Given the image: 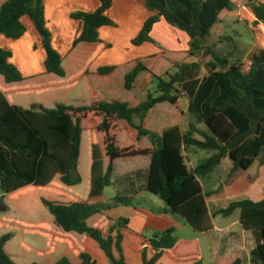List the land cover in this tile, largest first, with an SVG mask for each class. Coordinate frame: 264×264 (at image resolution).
<instances>
[{
  "label": "trees",
  "instance_id": "1",
  "mask_svg": "<svg viewBox=\"0 0 264 264\" xmlns=\"http://www.w3.org/2000/svg\"><path fill=\"white\" fill-rule=\"evenodd\" d=\"M144 1L153 14L132 43L152 41L154 25L164 19L190 37V50L92 73L91 62L111 46L99 29L113 25L107 13L113 0L72 14L83 26L65 56L52 44L45 0H0V35L21 38L28 17L46 52L45 71L24 76L11 61L13 52L0 47V199L6 205H0V264H204L199 242L179 239L174 227L147 237L132 230L129 219L106 212L131 205V197L116 196L110 205L88 202L111 185L114 161L138 157L150 159L146 190L194 229L210 232L213 217L240 210L242 228L257 243L251 263L264 264V199L234 200L211 213L199 180L226 157L234 162L232 176L263 156L264 50L245 72L242 62L231 64L207 46L213 26L235 9L233 0ZM247 1L255 23L264 24V3ZM200 52L216 62L205 65V77L203 64L189 61ZM144 71L157 80V94L142 101L134 85ZM183 92L191 99L189 112L209 133L193 123L181 131L176 105ZM120 126L133 143L120 144ZM189 146L213 153L191 169L184 155ZM216 259L244 264L241 252Z\"/></svg>",
  "mask_w": 264,
  "mask_h": 264
},
{
  "label": "crops",
  "instance_id": "2",
  "mask_svg": "<svg viewBox=\"0 0 264 264\" xmlns=\"http://www.w3.org/2000/svg\"><path fill=\"white\" fill-rule=\"evenodd\" d=\"M121 1L122 0H113L111 7L107 11L108 15L111 18H114V20L117 22L118 27L113 28L112 26H103L99 29L100 38L104 42L111 44V46L102 50V52L97 56V58H95L93 62H91L89 66V70L92 73H95L101 67L125 66L128 63L138 58H145L154 54H162L164 52H186L190 50V37L184 31L171 26L164 19H161L154 25L151 31L152 41L144 42L141 45H133L132 40L135 37H137L145 21L153 13L147 9L144 0H124V3H122L124 4L123 9L121 12L117 14L116 9L121 3ZM259 1L264 3V0H259ZM44 3H45V14H46V19L48 21V27L50 26L51 22H53V24H55L58 29L56 30L54 28V30H52L53 32L52 44L63 56H65L69 52V50L72 47L73 41L82 31V26H83L82 21L72 18V14L79 11H85V12L95 11L101 6V0H45ZM234 5H235V9L230 13L229 16L234 15L235 22L246 23V19L249 21L251 20L253 21L254 18L256 21V16L252 10V7L248 4L247 0H234ZM116 14L119 16H116ZM229 16L227 18H229ZM24 18L22 19V21L25 24L26 21ZM224 21H220V22H224ZM257 27L262 30L263 41L261 42V44L255 43L254 45H252V47L246 52L245 56L240 61L243 64L245 63V59L250 52H252L255 49L257 51L260 49L264 50V24L261 23ZM27 35H28V30L26 34H24L19 39L7 38L6 36L1 34L0 47L4 48L3 46H5V48L8 49L9 47L15 44V41L13 40H17L18 43H22V45H24L28 49L29 54L31 48L32 57L27 62L29 72H26L25 75L26 76L39 75L45 71L44 62L46 59V52L39 35H37L34 39L27 38ZM214 35L216 42L213 41L212 48H214L213 51L215 52L216 50L215 46L221 48V46L219 45L223 44L224 41H227L228 36L218 35V34H214ZM202 54L203 53L200 52L197 56L189 59V61H200L201 63H203L204 59L201 58ZM13 58H14V54L11 59L12 62L14 61ZM215 63L216 62L214 61V59H212L210 56H208L207 59H205L203 65L204 67H203L202 77H205L210 74V71L205 67V65L210 64L211 66H215ZM250 67H251V62L249 66H245L244 64V71L248 72L250 70ZM246 68L247 71L245 70ZM220 69L221 68L219 67L217 68V70ZM141 76H143L142 73L138 76L135 82L134 93L138 96V98H139V94L143 93L146 99L149 93L156 95L157 93L154 89H149V83L154 82L151 74L149 73L148 75L149 77L147 75H144L143 76L144 79ZM138 81H140V84L136 92L135 89ZM140 100L144 101L143 99ZM190 105H191V99L187 96L185 92H183L180 101L176 105L178 108L182 110V115L180 116L179 119V126L181 131L183 133H186L190 129V125L193 123L197 126V128L201 132L209 133L205 124L197 122L195 116L189 112ZM185 119H187L186 127L183 126L185 124ZM197 136L199 137V135ZM203 151L205 150L199 149L195 146H189L185 148L184 155L186 156L188 166L191 169H195L201 162L204 161L202 160L203 157H205L204 154H202ZM209 153H210L209 155L210 157L213 152L209 151ZM261 158L262 157H259L253 163V165L248 169V170L251 169L253 170V174L251 178L248 181H245L243 184L239 183L238 186L234 185L233 182L234 180H236L235 178L237 177L239 171L233 174L232 176H229L232 167L234 165V162L230 157L224 158L221 164L218 165L221 166L224 162H229L227 165L229 171L228 178L225 179L221 184H218L215 181L214 177H212L213 172H215L214 170L218 166L208 175L199 178L203 188V192L206 194V202L211 213H213L215 210L219 208L226 207L230 202L234 201V200L230 201L226 206H219L218 202L221 201L220 196L222 195V192L226 190L227 187L229 188L230 191L236 192L234 195L242 196L247 194L248 189L250 190L251 188H255L258 185L260 186V188L263 189L262 195L264 197V163H261L262 162ZM146 162H147L146 164L150 166V159L146 158ZM102 196L103 195L98 197H91L88 199V202L92 203V199L101 198ZM126 210H131V209L127 207ZM237 212H239L238 218H236L234 221L225 224L224 226H220L216 224L215 219L217 216L213 217L214 229L211 230L210 232L217 230L231 232L233 222L239 224L242 229L241 231L239 230V234H238V238L240 239L239 242L240 248L235 250L234 247L231 246L232 243H229V245L226 247V250L230 249L232 251L230 253H227L228 251L225 252L226 250L222 251L219 248L215 249L213 247L212 250L214 255L216 254V251H219V254L218 255L216 254L218 257L227 256L235 252H241L242 249L246 250L247 242L253 244L251 249H253L257 244L256 240L255 241L249 239L247 240V237L249 236L252 237L253 234L252 232L246 231L242 228V225L240 223V210H237L235 213L237 214ZM107 213L111 216L110 212ZM167 216L168 214L159 215L144 207L137 206L134 208V213L133 214L130 213V216L127 217L129 219L128 226L132 230L141 234H144L143 232L145 227H151L153 229H159V230H167L172 227V226L168 227L169 220ZM112 218L117 219L115 217ZM134 219L135 222H133ZM210 232L207 233L202 232V233L205 236H207ZM232 233H230V235H232L233 238L236 240L234 234ZM179 239L196 240L199 242L202 250L201 243L196 238L195 239L179 238Z\"/></svg>",
  "mask_w": 264,
  "mask_h": 264
},
{
  "label": "rangeland",
  "instance_id": "3",
  "mask_svg": "<svg viewBox=\"0 0 264 264\" xmlns=\"http://www.w3.org/2000/svg\"><path fill=\"white\" fill-rule=\"evenodd\" d=\"M122 3H124V0H122L119 6L117 7L116 9L117 14L121 12L123 9L124 4ZM117 14L116 16H119ZM24 19L26 21L25 25L27 24L26 27L28 30L27 38L34 39L38 35L37 30L28 17H25ZM112 20H113L112 27L113 28L118 27V24L114 20V18H112ZM258 25L255 23V18L253 21L252 20L249 21L246 19V23H238L234 21V15H231L224 22H217L213 26L210 32L211 36L207 37V40H206L207 46L212 47L213 41L216 42L214 34L228 36L227 41H224L223 44L219 45L221 46V48L220 47L218 48V46L217 47L215 46V49H216L215 52L217 54H220L221 56H227L231 64H237L243 59L246 52L252 47V45H254L255 43L261 44V42L263 41L262 30L257 27ZM49 27H50L49 29L51 32L52 30H54V28L58 30L56 25L53 24V22H51ZM13 41H15V44L9 47L8 49L12 50L14 54V58H13L14 64L19 68L21 73L24 76H26L25 73L29 72L27 62L32 57L31 48H30V54H29L28 49L24 45H22V43H18L17 40H13ZM3 47L5 48V46ZM213 49L214 48H212V50ZM256 52L257 50L255 49L248 54V56L245 59V63H244L245 66L250 65L251 59ZM208 56H210L213 59L212 55L209 52L207 53L205 52L204 54H202L201 58L204 59L202 63L203 65H204L205 59H207ZM218 67L221 68L220 65H218ZM245 70L247 71V68ZM142 75L148 76L149 73L144 71L142 72ZM152 79L154 82L149 83V89H154L156 91L157 90V80L153 77ZM139 84H140V81H138L136 84L137 85L135 89L136 92L138 90ZM122 91L124 92V90ZM139 98L143 100L146 99L143 93L139 94ZM167 104L169 103H162L160 104V106H165ZM186 121L187 119H185V124L183 125L184 127H186ZM119 142L121 145H123L124 142H132V143L134 142L132 140L131 134L130 133L127 134L125 129L123 130L121 129V126L119 130ZM202 154H204L205 156L203 157L202 160H205L210 155L209 151L207 150L203 151ZM263 157L264 155L262 156V158ZM146 163H147L146 158H141V157L114 161L113 165H114L115 171L113 175L111 176V181H112L111 185L105 188L104 194L101 198L92 199V203L110 205L112 203L111 200L116 196L131 197L132 198L131 205H126V206L120 205L118 207H112L110 209H106V212H110L112 217H115L117 219L120 218L121 220H123L124 218L128 219L127 217L130 216V213L131 214L134 213V208L137 206L144 207L159 215L168 214L167 216L169 220L168 227L172 226L176 229L175 235L178 238H194V239L196 238L200 241L202 250H203V255H204V264H218L216 258L218 257L217 255L219 254V251H216L217 255L216 254L214 255L213 250H212L213 247L215 249L219 248L222 251H225L229 243H232L231 246H233L235 250L240 248V243H239L240 239L238 238V234H239V230L241 231L242 229L240 225L235 222H233L231 232L217 230V231H212L207 236H205L202 232L194 229L184 217L178 214H172L170 212H165V209L167 207L165 202L161 198H159L157 195L145 189L147 180H148V173H149V166ZM228 163L229 162H224L221 166H218L214 170L215 172H213L212 174L213 175L212 177H214L215 181L218 184H221L225 179L228 178V172H229L228 166H227ZM252 174H253L252 169L251 170H240L233 184L236 186H238L239 183L243 184L245 181H248L251 178ZM235 193L236 192L230 191L229 188L227 187L226 190H224L222 192V195L220 196L221 201L218 202L219 206H226L232 200H239L243 198H250L251 200H254V201H261L264 199L262 195L263 189L260 188V186L258 185L255 188H251L250 190L248 189V192L246 195H242V196L234 195ZM0 205L3 210L6 209V205L4 201L1 202ZM127 207H129L131 210H126ZM11 213L12 212H8L7 214H11ZM13 213L20 214L22 212L16 211ZM238 213L239 212H237V214L235 213L234 215L230 217H224L221 215L217 216L215 219V222L216 224L220 226H224L225 224L231 221H234L236 218H238V215H239ZM133 222H135V219L133 220ZM7 228H9V226H5L2 229V231L6 230ZM160 231H164V230L153 229L151 227H145L143 233L146 234L147 236L152 237L156 232H160ZM17 233L19 234L20 232H17ZM230 233L234 234V237L236 238V240L233 238L232 235H230ZM252 237L250 236L247 237V240L249 239V240L255 241L256 240L255 237L254 236ZM252 246H253L252 243L247 242V249L241 250L244 264H252L250 260V252L252 250L251 249ZM231 251L232 250L229 249V250H226L225 252L230 253Z\"/></svg>",
  "mask_w": 264,
  "mask_h": 264
},
{
  "label": "water",
  "instance_id": "4",
  "mask_svg": "<svg viewBox=\"0 0 264 264\" xmlns=\"http://www.w3.org/2000/svg\"><path fill=\"white\" fill-rule=\"evenodd\" d=\"M3 201H4V196H2L0 199V202H3Z\"/></svg>",
  "mask_w": 264,
  "mask_h": 264
},
{
  "label": "built area",
  "instance_id": "5",
  "mask_svg": "<svg viewBox=\"0 0 264 264\" xmlns=\"http://www.w3.org/2000/svg\"><path fill=\"white\" fill-rule=\"evenodd\" d=\"M233 3H234V0H233Z\"/></svg>",
  "mask_w": 264,
  "mask_h": 264
}]
</instances>
